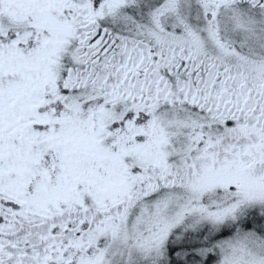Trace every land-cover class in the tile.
<instances>
[{
  "label": "snow or ice",
  "instance_id": "obj_1",
  "mask_svg": "<svg viewBox=\"0 0 264 264\" xmlns=\"http://www.w3.org/2000/svg\"><path fill=\"white\" fill-rule=\"evenodd\" d=\"M0 264H264V0H0Z\"/></svg>",
  "mask_w": 264,
  "mask_h": 264
}]
</instances>
